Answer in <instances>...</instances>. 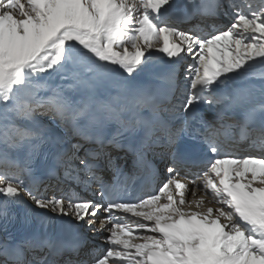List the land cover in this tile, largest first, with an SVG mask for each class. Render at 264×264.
Wrapping results in <instances>:
<instances>
[{
    "label": "snow or ice",
    "instance_id": "obj_1",
    "mask_svg": "<svg viewBox=\"0 0 264 264\" xmlns=\"http://www.w3.org/2000/svg\"><path fill=\"white\" fill-rule=\"evenodd\" d=\"M0 264H264V0H0Z\"/></svg>",
    "mask_w": 264,
    "mask_h": 264
},
{
    "label": "bare ground",
    "instance_id": "obj_2",
    "mask_svg": "<svg viewBox=\"0 0 264 264\" xmlns=\"http://www.w3.org/2000/svg\"><path fill=\"white\" fill-rule=\"evenodd\" d=\"M177 2L179 3V2H182V0H177ZM153 59L156 61V63H157V66L158 67H162L163 66V64H162V60H163V57H162V54H159V53H153ZM189 60H190V58H189ZM253 83H259V81H253ZM247 147V145H245V144H242L241 146H240V149H244V148H246ZM243 154V153H242ZM188 171H196V169H189ZM183 175V174H182ZM162 178H163V175H162ZM198 195H203V192H199L198 193ZM194 197L192 196V194L191 193H188L187 194V199H189V200H192ZM21 203V202H20ZM103 234H106V232H101V233H99V235L96 237V243L98 244L99 242H101V238L103 237Z\"/></svg>",
    "mask_w": 264,
    "mask_h": 264
}]
</instances>
